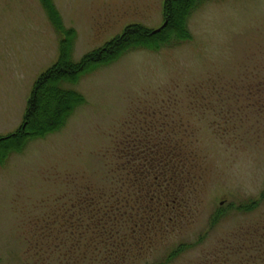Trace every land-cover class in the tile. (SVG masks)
<instances>
[{
  "label": "rangeland",
  "instance_id": "374dc122",
  "mask_svg": "<svg viewBox=\"0 0 264 264\" xmlns=\"http://www.w3.org/2000/svg\"><path fill=\"white\" fill-rule=\"evenodd\" d=\"M53 2L77 32L74 62L129 25L155 30L164 23V0ZM200 4L189 20L190 40L130 52L66 84L87 103L62 129L0 163V264H108L110 249H95L92 232L72 237L60 216L74 212L90 188L109 184L110 171L122 164L116 143L145 120L175 121L171 142L184 140L201 166L178 223L128 264L162 262L180 243L194 247L171 264L220 251L224 264H264V0ZM59 43L40 0H0L1 137L23 125L33 86L56 64ZM254 201L253 211L237 210Z\"/></svg>",
  "mask_w": 264,
  "mask_h": 264
},
{
  "label": "trees",
  "instance_id": "16d2710c",
  "mask_svg": "<svg viewBox=\"0 0 264 264\" xmlns=\"http://www.w3.org/2000/svg\"><path fill=\"white\" fill-rule=\"evenodd\" d=\"M40 1L60 36L59 56L56 64L35 82L23 125L9 136H0V163H5L9 155L21 152L31 139L62 129L77 108L87 103L81 93L66 88V84H75L84 75L130 52H159L190 40L193 36L189 20L201 6L200 0H164V23L159 31L140 24L129 25L102 48L74 62L76 30L66 28L53 0ZM174 123L156 126V122L145 120L144 125L131 131L128 140L118 141L116 154L122 164L110 171L113 177L107 179L109 184L90 188L78 197L74 212L60 216L63 230L72 237L76 235L75 230L84 239L87 233L95 234V249L101 245L110 249L108 264L138 260L143 256L140 253L150 249L155 239L169 234L178 223L184 194L188 192L187 186H195L201 161L184 140L171 142L172 133L168 129ZM257 206L258 202H248L237 210L246 213ZM222 216L223 210L216 214L211 225H216ZM85 241L87 249H92L90 240ZM78 242L75 244L80 246ZM193 247L194 244L180 243L165 260L156 264H171ZM227 247V254L231 255V246ZM221 253L203 256L195 264H224Z\"/></svg>",
  "mask_w": 264,
  "mask_h": 264
},
{
  "label": "water",
  "instance_id": "95a60500",
  "mask_svg": "<svg viewBox=\"0 0 264 264\" xmlns=\"http://www.w3.org/2000/svg\"><path fill=\"white\" fill-rule=\"evenodd\" d=\"M162 27H163V26H162ZM157 31H159V29H158Z\"/></svg>",
  "mask_w": 264,
  "mask_h": 264
}]
</instances>
